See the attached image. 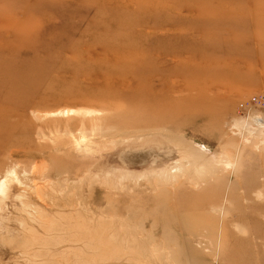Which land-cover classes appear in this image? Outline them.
Returning <instances> with one entry per match:
<instances>
[{
	"label": "rangeland",
	"instance_id": "obj_1",
	"mask_svg": "<svg viewBox=\"0 0 264 264\" xmlns=\"http://www.w3.org/2000/svg\"><path fill=\"white\" fill-rule=\"evenodd\" d=\"M259 93L264 0H0V264H264Z\"/></svg>",
	"mask_w": 264,
	"mask_h": 264
},
{
	"label": "bare ground",
	"instance_id": "obj_2",
	"mask_svg": "<svg viewBox=\"0 0 264 264\" xmlns=\"http://www.w3.org/2000/svg\"><path fill=\"white\" fill-rule=\"evenodd\" d=\"M112 3V2H111ZM118 29V28H121L120 26H116L115 28H114V30L115 29ZM121 31H118V30H115V31H113L112 30V34H113V36L115 37V38H123V37H126L127 35H128V33H120ZM71 113V114H70ZM81 114V115H83V116H91V115H94L95 113H97V110L95 109H92V108H85V107H83V108H80V109H75V108H63L62 110L60 109V111L58 110V112L57 111H55V112H52V113H49V114H57V115H61V114H70V115H76V114ZM100 114V113H99ZM48 115V114H47ZM59 115V116H60ZM50 116H52V115H50ZM66 116V115H65ZM68 116V115H67ZM95 130H96V128H95ZM92 131V130H91ZM93 132V131H92ZM98 135V134H97ZM99 135H100V133H99ZM142 135H144V134H141V135H138L137 137H140L141 138V136ZM163 135V134H162ZM136 136V135H135ZM135 136H133V137H135ZM155 136V135H154ZM166 136H168L169 137V142L170 143H172L176 148H177V150H178V152H179V154H180V156L182 157V155H183V157L185 158V156L187 157V164L186 163H184V164H182V165H180L179 166V168L177 167V169L175 170V171H173L174 169H171V170H164V171H160V173H158L157 174V176H159V177H161L162 179V181L163 182H169V181H171V180H176V179H178V177L179 176H181V175H186L187 173H188V171L190 170V169H192V168H194L195 169V171H196V173L198 174V175H201V163H200V161H195L194 159L196 158L197 160H200L201 159V150H200V148L198 147H195L196 145H194V144H192L191 142H188V141H186L185 139L184 140H181V139H174V138H172L171 136H169V135H166ZM75 137V139L74 140H76V143H78V144H80L81 142H86L87 141V135H80L79 136V138H76V136H74ZM78 137V136H77ZM148 137V136H147ZM140 138H138V139H140ZM156 138V137H155ZM125 141V140H124ZM150 141V140H149ZM75 142V141H74ZM121 141H119V143H120ZM116 143V142H115ZM146 143H147V141H146ZM116 144H118V143H116ZM115 145V144H114ZM123 146V145H122ZM136 146V145H135ZM139 146V145H138ZM143 147H144V145H143ZM157 147V146H156ZM139 148V147H138ZM130 149H131V147H130ZM147 149V148H146ZM97 150V149H96ZM126 150V149H125ZM135 150V149H134ZM139 151V149H136V151ZM145 150V149H144ZM153 150V149H152ZM142 151V149L140 150V153H142L143 154V152H141ZM133 152V151H132ZM148 152V151H147ZM153 152V151H152ZM151 152V154H153ZM124 153V152H123ZM125 153H128V152H125ZM139 153V152H138ZM149 153V152H148ZM154 153H155V151H154ZM205 153V152H204ZM206 153H207V151H206ZM119 154H120V152H119ZM150 155V154H149ZM129 156H131V155H129ZM137 156V155H136ZM135 156V157H136ZM154 156V155H153ZM104 157V156H103ZM112 157V156H111ZM119 157V156H118ZM127 157H128V155H127ZM132 157V156H131ZM149 157V156H148ZM203 157V156H202ZM123 158V157H122ZM142 159V158H141ZM178 159H180V157L178 158ZM131 160L133 161H135L136 160V158H134V157H132L131 158ZM143 160V159H142ZM146 160V159H145ZM144 160V161H145ZM121 162V161H120ZM119 164V163H118ZM121 164V163H120ZM115 165V164H114ZM97 166V165H96ZM94 167V166H93ZM97 168V167H96ZM100 168V167H99ZM125 169V168H124ZM124 169H122V170H124ZM101 171H102V169H101ZM99 172H100V170H99ZM130 171H128V176L131 174V173H129ZM101 173V172H100ZM105 173H107V172H105ZM155 173H156V171H155ZM120 175V174H119ZM121 176V175H120ZM127 175H123L122 174V178L123 177H128ZM182 177V176H181ZM141 178V177H140ZM161 180H159L160 182H161ZM156 181L158 182V179L156 178ZM156 182V183H157ZM173 184V183H172ZM34 193H36V195L37 196H40V189L38 188V187H36L35 189H34ZM41 197V196H40ZM82 204V203H81ZM80 204V205H81ZM151 241H152V238L150 239ZM146 247V246H145ZM124 256V255H123ZM137 264H139V263H137Z\"/></svg>",
	"mask_w": 264,
	"mask_h": 264
},
{
	"label": "built area",
	"instance_id": "obj_3",
	"mask_svg": "<svg viewBox=\"0 0 264 264\" xmlns=\"http://www.w3.org/2000/svg\"><path fill=\"white\" fill-rule=\"evenodd\" d=\"M264 110V94L259 93L251 96L239 104L238 114L244 118H250L252 121L262 122L259 115Z\"/></svg>",
	"mask_w": 264,
	"mask_h": 264
}]
</instances>
